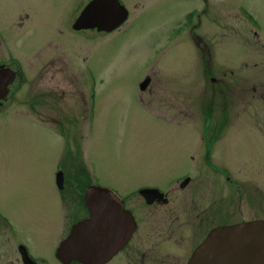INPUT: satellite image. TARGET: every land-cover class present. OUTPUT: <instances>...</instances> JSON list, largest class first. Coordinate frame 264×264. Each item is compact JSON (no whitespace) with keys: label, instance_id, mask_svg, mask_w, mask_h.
Wrapping results in <instances>:
<instances>
[{"label":"rangeland","instance_id":"374dc122","mask_svg":"<svg viewBox=\"0 0 264 264\" xmlns=\"http://www.w3.org/2000/svg\"><path fill=\"white\" fill-rule=\"evenodd\" d=\"M87 1L0 0V58L22 74L0 100V216L15 241L62 264L52 250L85 210L60 202L58 171L81 205L89 185L124 192L189 174L182 192L206 206L204 154L218 224L264 219V0H120L119 28L74 31ZM24 4L32 14L15 30ZM0 264L16 262L3 252Z\"/></svg>","mask_w":264,"mask_h":264},{"label":"flooded vegetation","instance_id":"af4514ba","mask_svg":"<svg viewBox=\"0 0 264 264\" xmlns=\"http://www.w3.org/2000/svg\"><path fill=\"white\" fill-rule=\"evenodd\" d=\"M18 14H25V16L18 15L13 27L15 30L22 28L25 21L28 20V14L32 13L29 6L24 4L19 9ZM232 20H235L232 22L231 28L233 32L236 33L237 30L233 27L235 23L238 26L236 21L242 22L243 28L245 27L244 20L236 16H233ZM249 35L256 41H259V37H261L256 31H249ZM2 42L3 40L1 41L0 39V44ZM35 50L39 51L37 53L38 56L41 48L38 46ZM8 53L13 55L9 48ZM18 66L20 67V62L17 58H0V67L11 68L15 72L14 80L22 76L20 70L17 69ZM9 88L10 85H8V94ZM205 155L203 163L209 168V173H203V176H198V184L201 187V191L209 188L210 191L216 193L218 182L213 173H217V166L212 164ZM186 178L190 179L189 174L174 177L172 181H169L163 187L157 184H141L124 192L111 187L110 189L114 191L113 198L128 213V232L130 234L118 250L111 253L98 264H186L187 259L198 244L214 227L248 220L240 219L234 221L232 219L233 215L230 214L228 222L218 224L219 210L216 194L214 193V199L210 200L206 206L202 205L201 201L204 199V195L201 192H197L198 196L194 199H186L185 194L182 192L190 183ZM172 183L178 185L179 188L175 189L176 185L171 186ZM145 188H157L160 194L144 193L142 190ZM56 189L62 192L58 194L61 203L66 202L71 205V210L73 208L79 210L83 206L85 215L81 219L88 217L89 212L84 205V201L81 205L79 199L75 197L71 190L66 189V192L64 190L63 192L61 191L62 188L57 187ZM72 225L73 223L63 230L60 240L52 250V254L62 264H86L74 259L68 263H63L57 256V249L69 235ZM13 235L14 229L12 225L5 217L0 216V239H3L0 242L2 245L0 253L4 252L6 256L14 259L16 264H49L45 256L32 253L26 243L15 241ZM186 251H188L189 255H187Z\"/></svg>","mask_w":264,"mask_h":264},{"label":"water","instance_id":"95a60500","mask_svg":"<svg viewBox=\"0 0 264 264\" xmlns=\"http://www.w3.org/2000/svg\"><path fill=\"white\" fill-rule=\"evenodd\" d=\"M127 17L128 10L120 0H90L75 18L72 28L75 30L95 29L98 32H111L118 28ZM13 79L14 72L11 69L0 68V98L6 95L7 85ZM148 81L149 79H146L141 82L140 88L143 89ZM62 181L63 176L59 172L56 176L59 187H62ZM104 194H106L104 189L98 186H91L84 193V201L88 207L89 216L73 224L69 235L58 247L57 256L63 262L77 259L86 264L89 261L98 264L100 260H92L90 251L89 253L86 251L88 244H86L85 236L89 235V231L97 230L91 237L93 248H95L99 241V231L104 226L110 227L111 222H107L101 213L103 211L102 206L108 208L111 206V210L116 215L118 214L113 217L116 226L120 222L122 230L124 228L121 239L108 250L102 259L108 257L110 252L113 253L118 250L128 239L130 234L128 232V213ZM125 225L127 226L125 227ZM72 247L74 250H71ZM187 264H264V219L237 222L214 228L196 247Z\"/></svg>","mask_w":264,"mask_h":264},{"label":"bare ground","instance_id":"6f19581e","mask_svg":"<svg viewBox=\"0 0 264 264\" xmlns=\"http://www.w3.org/2000/svg\"><path fill=\"white\" fill-rule=\"evenodd\" d=\"M102 209H103V211L101 213L104 216V219L107 222H111L109 224L110 227H108V225L104 226V227H102L101 231H99V235H98L99 241H98L97 245L95 246V248H93L94 245H93V240L91 239V237H92L93 233L97 232V230L89 231L88 232L89 235L85 236L86 244H88L86 251L88 253L90 251V253H91L90 257L92 258V260L98 259V260H100L99 262H101L107 258V257H105L104 259H102V257L105 256V254H107L108 250H110L112 248V246L121 239L122 232L124 231V228L122 230V228L120 227L121 226L120 222L118 223V226H116V221H115V219L113 220V217H115V215H116L115 212H113L111 210V208H108L106 206L105 207L102 206ZM126 226L127 225H125V227ZM71 250H74V248L72 247ZM110 254H111V252L108 254V256ZM82 255L85 256L84 253H82ZM87 258H89V257H87ZM88 264H96V263L89 261Z\"/></svg>","mask_w":264,"mask_h":264}]
</instances>
